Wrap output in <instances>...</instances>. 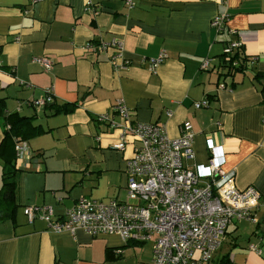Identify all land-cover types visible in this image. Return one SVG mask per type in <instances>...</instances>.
<instances>
[{"label": "crops", "instance_id": "1", "mask_svg": "<svg viewBox=\"0 0 264 264\" xmlns=\"http://www.w3.org/2000/svg\"><path fill=\"white\" fill-rule=\"evenodd\" d=\"M134 1L129 8L125 0H0V188L5 162H17L16 143L1 146L4 117H32L41 129L24 140L30 166L16 163L18 206L13 217L0 218V264H152L153 242L81 228L56 232L42 219L30 222L23 210L51 205L63 218L82 197L128 200L127 161L139 141L128 134L126 148H117L121 126L99 120L111 114L124 124L113 110L118 98L132 111L131 124H164L171 138L190 120L195 159L188 164L206 166L214 156L223 171L234 172L238 188L260 191L254 219L232 223L204 264H264V0ZM218 14L227 15L221 31L211 24ZM114 38L124 45L114 62V48L86 47ZM231 40L242 43L247 58L233 73L222 57ZM162 51L167 57L150 70ZM35 57L53 66L45 69ZM49 89L52 102L29 104ZM203 99L209 105L196 108ZM53 105L75 108L54 113Z\"/></svg>", "mask_w": 264, "mask_h": 264}, {"label": "built area", "instance_id": "2", "mask_svg": "<svg viewBox=\"0 0 264 264\" xmlns=\"http://www.w3.org/2000/svg\"><path fill=\"white\" fill-rule=\"evenodd\" d=\"M37 0H31L36 2ZM129 8L134 0H125ZM227 15L218 14L212 19V27L223 30ZM87 48L103 50L112 47L115 58L123 56L122 41L114 38L100 44L88 43ZM239 40L227 42L223 50L224 63L238 65L232 56L239 52ZM167 54L162 51L151 59L154 70ZM35 62L45 69L53 66L47 57H35ZM205 59L202 68H208ZM45 97L29 104L43 107L52 102L51 89ZM209 105L207 99L195 103L196 108ZM124 122H115L113 115L103 114L100 121L122 128L117 148H126V136L130 134L139 141L127 161L128 200L112 199L108 202L80 198L64 214L55 217L51 205L33 204L23 210L30 222L39 218L46 221L56 232L75 233L81 228L93 236L118 234L125 242L143 244L153 242L152 264H204L210 262L220 248L229 226L242 220H253V211L262 198L260 191L249 186L240 189L235 185L234 172H225L216 157L209 165L188 164L195 159L194 126L190 120L182 123L181 134L171 138L164 124L136 122L131 124L132 111L123 98L113 106ZM210 150H216L214 139H208ZM33 153L24 140L16 142V158L20 166L29 167ZM258 251V247H251Z\"/></svg>", "mask_w": 264, "mask_h": 264}, {"label": "trees", "instance_id": "3", "mask_svg": "<svg viewBox=\"0 0 264 264\" xmlns=\"http://www.w3.org/2000/svg\"><path fill=\"white\" fill-rule=\"evenodd\" d=\"M241 51V50H240ZM239 52H236L232 59L238 60L241 63V67L237 68V65L232 63L225 64L229 73L235 72V70H242L245 67L247 58ZM54 113L68 112L75 108L74 105H53ZM4 138L1 146H9L14 148V144L20 140H28L33 134L41 131L40 127L33 124V118L28 116H21L19 113H11L4 117ZM16 155V151L14 153ZM19 169L22 167L16 162ZM13 160L8 159L4 165L3 172V185L0 188V212L2 213L1 219L11 218L18 206L16 199L17 189V176L20 172ZM225 260H228L227 256H224Z\"/></svg>", "mask_w": 264, "mask_h": 264}, {"label": "rangeland", "instance_id": "4", "mask_svg": "<svg viewBox=\"0 0 264 264\" xmlns=\"http://www.w3.org/2000/svg\"><path fill=\"white\" fill-rule=\"evenodd\" d=\"M223 247L225 248V247H226V245H225V244H223Z\"/></svg>", "mask_w": 264, "mask_h": 264}, {"label": "water", "instance_id": "5", "mask_svg": "<svg viewBox=\"0 0 264 264\" xmlns=\"http://www.w3.org/2000/svg\"><path fill=\"white\" fill-rule=\"evenodd\" d=\"M1 216H2V213L0 212V218H1Z\"/></svg>", "mask_w": 264, "mask_h": 264}]
</instances>
